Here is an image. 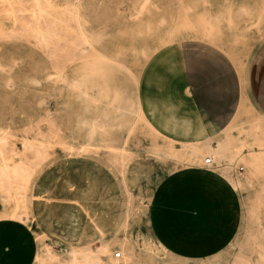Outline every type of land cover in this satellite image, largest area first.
Wrapping results in <instances>:
<instances>
[{
	"label": "rangeland",
	"instance_id": "rangeland-1",
	"mask_svg": "<svg viewBox=\"0 0 264 264\" xmlns=\"http://www.w3.org/2000/svg\"><path fill=\"white\" fill-rule=\"evenodd\" d=\"M43 1L0 0V264L95 248L126 204L140 264H264V0ZM47 1L60 51L91 45L25 90ZM206 136L241 151L231 177Z\"/></svg>",
	"mask_w": 264,
	"mask_h": 264
},
{
	"label": "bare ground",
	"instance_id": "bare-ground-1",
	"mask_svg": "<svg viewBox=\"0 0 264 264\" xmlns=\"http://www.w3.org/2000/svg\"><path fill=\"white\" fill-rule=\"evenodd\" d=\"M44 2L45 1H43V0H38V3H44ZM48 3H50V2L47 1V4ZM78 5H79V3H78ZM49 8H50V5L48 4V13H45V14L43 13L44 15L50 17L49 20L44 21L41 19L40 20L37 19L35 21L33 29H34V31L47 33L44 36H41L40 38L39 37H36V38L38 39V41L42 42L46 46V48H48V50L50 49V51L45 52V53H40L39 57H37L36 59H30V60L26 61L27 67L20 68V71L23 70L22 76H20V78H19L20 83H22V81L27 82V84L23 86L25 88V90L35 89L36 82L38 81V79H36L37 78L36 76H38L39 74H42V72H45L48 76H49V74H53V72H57L58 70L60 72V70L64 66H62L58 62L54 61L55 58H58L61 55H65L69 58H72V57L74 58V57L80 56L85 52V50L87 48H89V45H91L90 40L92 38L89 36H86V37H84V40L86 42H89L90 44H84V45L78 46L77 51H74V52H68L69 50L66 52L60 51V49L65 48V46H67V45H64L65 43L58 44L57 41L62 42V41H64V39L66 41H76V39L75 38L74 39L64 38V37H59V36L55 37V36L51 35V33L57 32L56 27H57V25L62 23V20H64V16L61 14V12H57V11H54V10L49 9ZM43 12H45V11H43ZM78 15L80 17L83 15L86 16V12H80L79 11ZM78 23H79L80 31L87 32V30H86L87 28H83L82 26L86 25V23H88V22L84 20V21H79ZM17 32H18V30H17ZM34 42H32V43H34ZM52 49L54 51H51ZM161 54H163V53H161ZM179 56H177V57H179ZM158 58H160V56ZM51 59H53V60H51ZM173 61H175V60H173ZM176 65H179V64H176ZM110 66H111V64H110ZM172 68H173V66H172ZM172 70H174V69H172ZM176 70H178V68ZM7 71H8V69H7ZM24 71L27 72L26 74H31V75H29V76L25 75ZM150 71H151V69H150ZM28 72H30V73H28ZM148 73H149V70H148ZM39 76H41V75H39ZM103 77H105V76H103ZM81 80H82V78H81ZM83 81L85 82V80H83ZM180 82H181V80H180ZM38 84H40V83H38ZM61 87H63V85H59L58 87H56V89L58 90ZM172 89H173V87H172ZM183 92H184V90H183ZM260 119H261V115H260ZM250 129H253V128H250ZM200 143H201V147H199V148H201V150L203 149L202 151L206 152V156L204 157L203 155L205 154V152L202 153L200 150L199 151L197 150V152H200L198 154H200L201 160H204V162H205L207 158L215 159L214 163L212 165V168L210 167L211 169L206 171V173L212 174V173L218 172V173L225 174V175L231 177L230 173L232 171H234V166L232 165L233 164L232 162L235 159L234 157H237L241 154V151L232 149V147L230 145L231 139H229V137H227V138L226 137L214 138V137L206 136L200 141ZM42 146H44V145H42ZM38 148H39V146H38ZM38 148H37V150L40 149V148L39 149ZM195 148L198 149L197 147H195ZM34 150L36 151V148ZM36 153L38 154V152H36ZM255 161L256 160L253 156H251V155L247 156L246 162L250 168L252 167V165H255ZM22 167L23 166H21V168ZM22 169L26 170V168H22ZM8 173L9 172H7V174ZM235 175H236V173H235ZM8 176H9V174H8ZM232 178H233L232 184H234V186H236V187H238L239 185L243 186L244 185L243 182L246 180L251 182V179H249V178H247V179H243V178L239 179L236 177H232ZM18 183H20V182H18ZM118 186H119V184H118ZM203 186H204V184H203ZM210 195H212V194H210ZM261 205H262V203L260 205L256 206V208H254V215L256 216L257 220H258V216L260 217V215L262 214ZM73 216L75 218L74 222L76 223L78 216L77 215H73ZM113 217H114V220L110 216L111 220H109V222L106 225L107 232H104L100 236V243L98 246H96V247L94 246L95 248L89 247L88 249H86L84 251H78V250L73 249L72 247L62 245L61 250H59L58 252L53 251L52 253H50V264H140L139 263V258L141 256L140 249H139L140 239L131 230L132 225L136 222V212H135L134 207L131 204H126L125 206H123L121 208V210L118 213L113 215ZM108 228H110V229L108 230ZM211 241H212V239H211ZM212 246H214V245H212ZM56 248H54V249H56ZM115 249H118V250L114 251ZM117 253L120 256L123 255L122 258L120 257V259H116L115 256L117 255Z\"/></svg>",
	"mask_w": 264,
	"mask_h": 264
},
{
	"label": "built area",
	"instance_id": "built-area-1",
	"mask_svg": "<svg viewBox=\"0 0 264 264\" xmlns=\"http://www.w3.org/2000/svg\"><path fill=\"white\" fill-rule=\"evenodd\" d=\"M211 162H212V158H207L206 161H205V163H211ZM116 256H120V255L117 253Z\"/></svg>",
	"mask_w": 264,
	"mask_h": 264
},
{
	"label": "crops",
	"instance_id": "crops-1",
	"mask_svg": "<svg viewBox=\"0 0 264 264\" xmlns=\"http://www.w3.org/2000/svg\"><path fill=\"white\" fill-rule=\"evenodd\" d=\"M74 215H76V214H74ZM74 221H75V218H74ZM77 222V221H76ZM75 223V222H74Z\"/></svg>",
	"mask_w": 264,
	"mask_h": 264
}]
</instances>
